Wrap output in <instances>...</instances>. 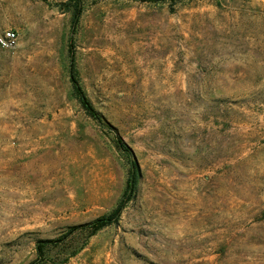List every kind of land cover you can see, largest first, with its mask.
Returning a JSON list of instances; mask_svg holds the SVG:
<instances>
[{
	"label": "rangeland",
	"instance_id": "obj_1",
	"mask_svg": "<svg viewBox=\"0 0 264 264\" xmlns=\"http://www.w3.org/2000/svg\"><path fill=\"white\" fill-rule=\"evenodd\" d=\"M7 28L0 264H264V0H0Z\"/></svg>",
	"mask_w": 264,
	"mask_h": 264
},
{
	"label": "trees",
	"instance_id": "obj_2",
	"mask_svg": "<svg viewBox=\"0 0 264 264\" xmlns=\"http://www.w3.org/2000/svg\"><path fill=\"white\" fill-rule=\"evenodd\" d=\"M76 1H79V0H76ZM79 13H80V9H77L75 20H76V17ZM68 55H69V60H70V62H69V77H70V81H71L72 87L74 89V92H75L79 102L81 103L83 108L86 110V112L93 119H95L96 121L101 123L103 120V117L95 109V107L93 106V104L91 103L89 98L87 97L86 93L84 92L83 88L79 84L78 79L76 77V68H75V59H74L75 58V51H74V47H73L71 38L69 39ZM114 136H115V138H114L115 145L119 149H121L125 152L130 151V147L127 145V143L124 141V139L119 135V133L115 130H114ZM137 171H138L137 163L131 161V168H130V172H129V175L127 178V183H126V187L130 191L134 190V186L136 184V178H137ZM122 207H123V201L121 200L117 204L115 209L109 215L99 217V218L95 219L93 222L80 224V225H74L72 227V229L74 230V229H77L80 227H90V228H92V231H96V230L100 229L101 227L106 226V225L110 224L111 222H113L114 220H116V217L119 216Z\"/></svg>",
	"mask_w": 264,
	"mask_h": 264
},
{
	"label": "built area",
	"instance_id": "obj_3",
	"mask_svg": "<svg viewBox=\"0 0 264 264\" xmlns=\"http://www.w3.org/2000/svg\"><path fill=\"white\" fill-rule=\"evenodd\" d=\"M16 40H17V31H15L12 28H7L0 34V46L4 48L13 46Z\"/></svg>",
	"mask_w": 264,
	"mask_h": 264
},
{
	"label": "bare ground",
	"instance_id": "obj_4",
	"mask_svg": "<svg viewBox=\"0 0 264 264\" xmlns=\"http://www.w3.org/2000/svg\"><path fill=\"white\" fill-rule=\"evenodd\" d=\"M10 154H12L13 160L19 159L22 156V149L12 150V153H10Z\"/></svg>",
	"mask_w": 264,
	"mask_h": 264
}]
</instances>
